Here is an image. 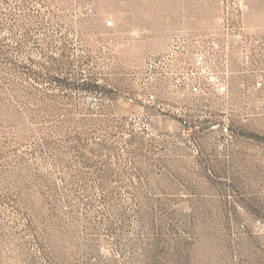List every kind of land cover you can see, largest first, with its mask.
Wrapping results in <instances>:
<instances>
[{"label":"rangeland","instance_id":"rangeland-1","mask_svg":"<svg viewBox=\"0 0 264 264\" xmlns=\"http://www.w3.org/2000/svg\"><path fill=\"white\" fill-rule=\"evenodd\" d=\"M0 264H264V0H0Z\"/></svg>","mask_w":264,"mask_h":264}]
</instances>
